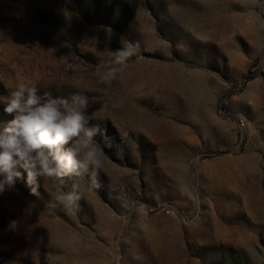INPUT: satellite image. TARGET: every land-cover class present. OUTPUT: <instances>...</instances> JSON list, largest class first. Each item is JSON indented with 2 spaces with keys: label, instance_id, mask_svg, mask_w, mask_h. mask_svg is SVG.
Segmentation results:
<instances>
[{
  "label": "rangeland",
  "instance_id": "374dc122",
  "mask_svg": "<svg viewBox=\"0 0 264 264\" xmlns=\"http://www.w3.org/2000/svg\"><path fill=\"white\" fill-rule=\"evenodd\" d=\"M20 82L95 98L102 166L0 194V264H264V0H0V126Z\"/></svg>",
  "mask_w": 264,
  "mask_h": 264
},
{
  "label": "clouds",
  "instance_id": "9594fccd",
  "mask_svg": "<svg viewBox=\"0 0 264 264\" xmlns=\"http://www.w3.org/2000/svg\"><path fill=\"white\" fill-rule=\"evenodd\" d=\"M134 54L131 45L112 52L113 64L101 79H116ZM93 103L95 98L80 92L67 97L48 92L41 96L37 87L18 83L4 108L12 119L0 126V194L12 190L19 180L38 196L40 178L63 183L65 177L89 174L92 186L98 187L95 177L102 166V152L94 141L99 127L89 126ZM78 188L74 183L73 190L59 192L56 201L71 210L81 198Z\"/></svg>",
  "mask_w": 264,
  "mask_h": 264
},
{
  "label": "built area",
  "instance_id": "2783aa9c",
  "mask_svg": "<svg viewBox=\"0 0 264 264\" xmlns=\"http://www.w3.org/2000/svg\"><path fill=\"white\" fill-rule=\"evenodd\" d=\"M237 124L240 130H243L246 127V123L243 120H238Z\"/></svg>",
  "mask_w": 264,
  "mask_h": 264
}]
</instances>
